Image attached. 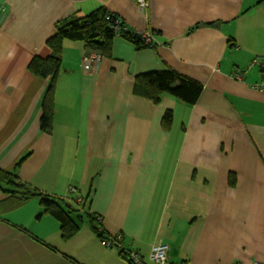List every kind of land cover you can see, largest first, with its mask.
Segmentation results:
<instances>
[{"label": "crops", "instance_id": "1", "mask_svg": "<svg viewBox=\"0 0 264 264\" xmlns=\"http://www.w3.org/2000/svg\"><path fill=\"white\" fill-rule=\"evenodd\" d=\"M0 5V169L46 195L78 228L65 238L40 198L24 202L0 188V264H134L131 251L151 264L159 243L174 264H264V91L254 89L259 65L250 68L264 56V0H149L145 11L135 0ZM101 8L131 32L150 34L153 46L118 37L111 58L98 54L99 63L88 64L84 44L65 41L53 129L45 133L49 81L28 65L50 55L56 24ZM166 69L203 85L195 105L134 95L137 75ZM238 71H246L241 80ZM92 218L120 244L104 246L110 239Z\"/></svg>", "mask_w": 264, "mask_h": 264}, {"label": "trees", "instance_id": "2", "mask_svg": "<svg viewBox=\"0 0 264 264\" xmlns=\"http://www.w3.org/2000/svg\"><path fill=\"white\" fill-rule=\"evenodd\" d=\"M123 38L134 43L137 48L152 47L145 45L140 34L131 32L125 21L118 15L108 12L105 8L94 11L82 18L72 17L56 24L53 37L46 42L50 55L46 58L35 57L28 65V70L36 78L48 80L49 84L42 100L41 130L45 133L52 132L55 115V93L59 73L62 65L63 48L65 41H78L84 44L88 53H97L102 57L111 58L113 44L116 38ZM203 91V85L190 78L182 76L172 69L159 72L139 74L135 77L134 95L159 104L163 96L167 95L188 104L195 105ZM173 124V113L167 111L162 119V127L169 130ZM20 165L17 164L16 167ZM230 185H236L235 174H230ZM0 188L6 192L19 195L21 201H28L37 197L41 199L44 211L56 217L64 230L65 238L71 237L76 231L70 214L61 209L46 195L23 183L10 171L0 169ZM91 223L95 232L102 239L106 237L103 226L97 219L92 218ZM99 223V224H98ZM127 259L124 251L120 254Z\"/></svg>", "mask_w": 264, "mask_h": 264}, {"label": "built area", "instance_id": "3", "mask_svg": "<svg viewBox=\"0 0 264 264\" xmlns=\"http://www.w3.org/2000/svg\"><path fill=\"white\" fill-rule=\"evenodd\" d=\"M138 7L142 10L145 11L148 7H149V0H135ZM5 6H1L0 5V15L5 14ZM141 35V34H140ZM143 38V42L145 45H152L153 44V38L150 36V34H143L141 35ZM95 61L96 63H99L100 61V57L98 54H88L85 58H84V62H88V64H90L91 62ZM255 65H259L261 72H262V80L260 83L255 84L254 85V89L259 90V91H264V56L262 57H257L253 60L251 67ZM249 68V69H250ZM246 71H238L237 73H235L233 75V78L237 79V80H241L243 74ZM103 245L106 247H112L114 245H119L120 244V238L119 237H115L112 238L110 240H104L102 241ZM169 251L170 248L168 245L166 244H156L153 245L152 247V251H151V264H174L171 263L169 261ZM129 259L134 263V264H146L141 257L139 256L138 253L136 252H129ZM181 264H187V263H181ZM259 264V263H257Z\"/></svg>", "mask_w": 264, "mask_h": 264}, {"label": "water", "instance_id": "4", "mask_svg": "<svg viewBox=\"0 0 264 264\" xmlns=\"http://www.w3.org/2000/svg\"><path fill=\"white\" fill-rule=\"evenodd\" d=\"M217 26H219V24H216Z\"/></svg>", "mask_w": 264, "mask_h": 264}]
</instances>
